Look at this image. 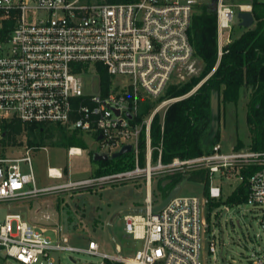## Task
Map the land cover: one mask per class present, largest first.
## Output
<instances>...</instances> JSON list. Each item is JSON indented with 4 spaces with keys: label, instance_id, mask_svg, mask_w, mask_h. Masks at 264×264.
I'll list each match as a JSON object with an SVG mask.
<instances>
[{
    "label": "built area",
    "instance_id": "2783aa9c",
    "mask_svg": "<svg viewBox=\"0 0 264 264\" xmlns=\"http://www.w3.org/2000/svg\"><path fill=\"white\" fill-rule=\"evenodd\" d=\"M233 0H209L214 8L217 29L218 61L223 47L229 45L239 11L251 6L232 4ZM202 0H137L133 3H89L83 0H0V254L19 264L50 261L52 253H84L118 264H206L205 236L208 205L220 201L222 190L214 184L230 180L234 168H254L247 179L245 203L264 207V151L249 149L223 151L220 143L210 154L195 158H173L161 162V144L152 147L150 128L154 116L167 101L161 102L146 118L139 120L143 100H158L181 69L192 70L193 48L188 31L194 11ZM238 8V11L235 8ZM102 65L111 77H125L127 86H116L103 94L85 96L80 76L96 73ZM214 72V70L212 71ZM167 110V109H166ZM165 115V113H164ZM13 122L22 126L55 125L79 130L97 137L98 152L111 155L122 146L132 147L131 170L94 177L64 185L38 188L31 152L24 146L21 158L8 157L4 144L6 131ZM144 135V165L139 164L140 138ZM101 140H98V137ZM74 147L68 156H76ZM157 158L152 161V152ZM27 165L23 173L21 165ZM47 170L48 178L60 180ZM204 170L208 175L207 193L202 198L175 196L159 212L155 203L152 178L162 174ZM142 178L146 187L145 206L140 214H124L125 232L142 242L132 259L100 253L90 241L86 249L70 244L61 227L35 229L19 214L8 211L43 195L77 188H90ZM163 198L161 197V200ZM226 210H228L226 208ZM264 210V208H263ZM50 221L49 216L43 217ZM264 234V211L260 220ZM51 230L56 238L46 235ZM63 233V234H62ZM208 253L215 254L214 243ZM251 264H264V254Z\"/></svg>",
    "mask_w": 264,
    "mask_h": 264
},
{
    "label": "rangeland",
    "instance_id": "374dc122",
    "mask_svg": "<svg viewBox=\"0 0 264 264\" xmlns=\"http://www.w3.org/2000/svg\"><path fill=\"white\" fill-rule=\"evenodd\" d=\"M83 1L105 3L104 0ZM257 1L264 3V0ZM250 2L251 0H233L232 4L244 6L249 5ZM235 10L238 11V8L236 7ZM250 28H254V22ZM244 31L245 28L240 25V20L237 19L231 31V39H236ZM201 70V63L194 57L192 70L187 68L176 72L170 79L166 89L172 84L185 82L192 77L199 76ZM212 74L211 71L188 94L165 100L168 103L155 116H158L162 123L164 113L172 103L194 93L199 85ZM80 79L83 95L92 96L100 93V80L93 71L81 75ZM128 83L129 81L125 77H111L109 88L112 90L116 86L124 87ZM247 101L248 91L245 90L241 93L236 104L225 106L218 104L217 116L215 117L217 120H214L217 123V129H220L219 143L225 152L249 149L250 138L246 123ZM161 102L164 101L149 100V114L142 116V119H146ZM43 128L47 131V134L49 131H53L54 135L45 139L43 148L30 154L38 188L64 185L69 181L75 182L124 172H106V167H101V169L98 164L91 160V153L99 150V143L95 135L79 130L63 129L69 136L75 135L76 139L80 140L86 147L81 149L80 155L68 156V148L52 145L59 138L56 134L59 128L55 125H47ZM27 141L28 137L24 130L16 135L9 133L4 141V144L8 145V157H23L25 151L22 148L28 145ZM128 155L133 156L131 153ZM152 161L154 162L153 158ZM49 168L61 169L63 177L60 180L48 178L47 170ZM99 169H101V172L98 174ZM21 170L23 173L29 171L27 165L24 164L21 165ZM239 172L240 168L231 169L230 180H221L217 175L214 178V184L221 187L222 197L220 201L208 205L205 211L208 224L204 244L206 264H251L256 256L264 254V234L260 227L264 207L247 204L230 205L227 202L228 197L242 182ZM168 177L162 174L153 176L151 188L155 203L161 201L162 197L158 185ZM204 191L205 186L203 183L186 180L178 186L177 196L202 198ZM145 197V183L142 178H138L116 184L77 188L43 195L20 205H13L8 213L19 214L25 222L38 230L48 226L61 227L63 233L68 236L70 244L76 248L86 249L88 242L92 240L98 244L100 253L112 257L118 254L115 250V244H117L121 249V257L132 259L135 252L141 249L142 242L134 240L130 234L125 232L123 211L132 213L136 208L143 210ZM4 215L5 211H2L0 219ZM45 216H49L50 221H44L43 217ZM107 223L111 226L112 235L108 233ZM46 235L52 239L56 238L51 230H47ZM209 243H214L215 254L208 253ZM49 260L48 262L40 259L37 264H118L97 256L69 252L52 253ZM0 264L19 263L5 258V254L1 253Z\"/></svg>",
    "mask_w": 264,
    "mask_h": 264
},
{
    "label": "trees",
    "instance_id": "16d2710c",
    "mask_svg": "<svg viewBox=\"0 0 264 264\" xmlns=\"http://www.w3.org/2000/svg\"><path fill=\"white\" fill-rule=\"evenodd\" d=\"M137 0H104L105 3H133ZM251 14L254 20V28L245 31L234 39L229 45L223 47V53L218 61L217 57V29L214 8L211 5H200L193 13L191 26L188 31L189 42L193 48L194 57L201 63L202 70L199 76L192 77L185 82L172 84L157 102L178 98L188 94L211 71L213 74L206 79L194 93L186 98L172 103L166 110L162 123L155 116L151 123L150 138L152 147L161 144V162L169 163L173 158H195L204 154H210L214 145L219 143L220 129L214 131L211 110V98L216 95L219 105L236 104L241 93L248 91L246 104V123L249 132V150L253 152L264 151V3L251 0ZM96 73L100 80V88L103 94L108 91L110 77L106 69L95 65ZM150 106L147 100H143L140 106L139 120L148 115ZM42 124L25 125L13 122L4 130L6 136L19 134L22 130L28 137V146L37 149L44 147L47 137L54 135L53 131L47 134ZM56 132L59 138L53 142L54 146L65 148L85 149V145L76 139L75 135H68L58 127ZM139 164L144 165V135L140 138ZM92 155V153H91ZM152 158L155 161L157 151H153ZM106 167V172L131 170L134 167L133 156L124 155L115 160L96 163ZM101 168V169H102ZM101 169L97 171L99 174ZM254 168L246 167L240 170L241 184L228 197L230 205L245 203L248 195L247 179ZM170 183L158 190L162 198L169 192L178 188L184 181L201 182L207 193L208 175L204 170L178 173L168 177ZM165 180V181H166ZM5 260V259H3Z\"/></svg>",
    "mask_w": 264,
    "mask_h": 264
},
{
    "label": "water",
    "instance_id": "95a60500",
    "mask_svg": "<svg viewBox=\"0 0 264 264\" xmlns=\"http://www.w3.org/2000/svg\"><path fill=\"white\" fill-rule=\"evenodd\" d=\"M208 2L209 0H202L203 5H207ZM237 19L240 20V25L245 29L250 28L254 22L252 14L249 11H239V13L237 14ZM217 108H218V98L216 95H213L211 98V110H212L213 117L217 116ZM212 126H213L214 131H217V123L215 122V120L212 121ZM98 140H101L100 136L98 137ZM131 151H132V147L130 145H125V146H122L119 149V151L111 155H108L106 153H101V152H93L91 155V160L94 163L107 162L110 160L118 159L119 157H122L124 155H128L131 153ZM169 183L170 181L166 180V181H163L161 185L162 187H164L165 185ZM177 193H178L177 187L172 189L169 192V194L165 198H163L157 206H155L152 209V212L157 213L161 211L168 204V202L177 195ZM124 213L127 214L128 211H125ZM107 229H108V233L112 235L110 224L107 225Z\"/></svg>",
    "mask_w": 264,
    "mask_h": 264
},
{
    "label": "crops",
    "instance_id": "0c3cea01",
    "mask_svg": "<svg viewBox=\"0 0 264 264\" xmlns=\"http://www.w3.org/2000/svg\"><path fill=\"white\" fill-rule=\"evenodd\" d=\"M76 149V148H75ZM79 149V148H78ZM80 151H81V149H79ZM95 152H98V151H95ZM134 212H132V214H140V213H142L143 212V210L142 209H139V208H136V209H134L133 210ZM123 212H125V211H123ZM128 213H131V212H128ZM125 213H123V215H124ZM107 225H108V223H107ZM63 226V225H62ZM48 227H50V226H48ZM63 229L65 230V228L63 227ZM90 241H92V240H90ZM89 241V242H90ZM88 242V243H89ZM98 245V244H97ZM118 247L119 249H120V247L117 245V244H115V247ZM99 248V247H98ZM120 251H121V249H120Z\"/></svg>",
    "mask_w": 264,
    "mask_h": 264
},
{
    "label": "bare ground",
    "instance_id": "6f19581e",
    "mask_svg": "<svg viewBox=\"0 0 264 264\" xmlns=\"http://www.w3.org/2000/svg\"><path fill=\"white\" fill-rule=\"evenodd\" d=\"M73 152H75L76 154H80L81 153V151L78 148H76ZM50 169H51V173L53 175L57 173L55 169H53V168H50Z\"/></svg>",
    "mask_w": 264,
    "mask_h": 264
}]
</instances>
